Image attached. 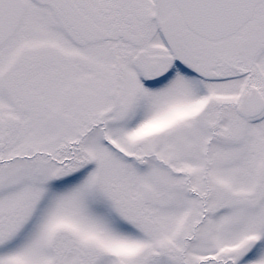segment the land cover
<instances>
[{
  "label": "snow or ice",
  "instance_id": "6c2138e0",
  "mask_svg": "<svg viewBox=\"0 0 264 264\" xmlns=\"http://www.w3.org/2000/svg\"><path fill=\"white\" fill-rule=\"evenodd\" d=\"M0 264H264V0H0Z\"/></svg>",
  "mask_w": 264,
  "mask_h": 264
}]
</instances>
